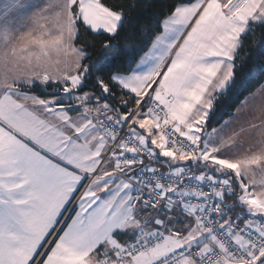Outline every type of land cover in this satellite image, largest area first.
Listing matches in <instances>:
<instances>
[{
	"label": "snow or ice",
	"instance_id": "snow-or-ice-1",
	"mask_svg": "<svg viewBox=\"0 0 264 264\" xmlns=\"http://www.w3.org/2000/svg\"><path fill=\"white\" fill-rule=\"evenodd\" d=\"M257 77L264 0H0V264H264Z\"/></svg>",
	"mask_w": 264,
	"mask_h": 264
},
{
	"label": "trees",
	"instance_id": "trees-1",
	"mask_svg": "<svg viewBox=\"0 0 264 264\" xmlns=\"http://www.w3.org/2000/svg\"><path fill=\"white\" fill-rule=\"evenodd\" d=\"M143 23H144V21L141 20V24H143ZM260 34H261V29H257V31H256V37H259ZM134 35H135V33H134ZM122 37H123V34H122ZM89 39H91V37H89ZM130 39H131V37H130ZM253 39H254V37H252V36L247 37V38L245 39V45H246V46H250V41L253 40ZM136 43H137V44L139 43V37H138V36H137V38H136ZM97 46H99V45H97ZM122 46H123V45H122ZM145 50H146V49H145ZM243 54H244V53L242 52L241 55H243ZM86 62H88V61H86ZM257 81L260 82V83H263V82H264V77H257ZM257 86H258V83H257V82H253V84L249 87V90L246 91V92L243 94V96H241V97L239 98V100H236L234 103L231 102V101L229 102L228 106L225 107L224 112H223L222 114H220V106H218V107H217L218 119H213V120L210 122V125H212V126H213V125H214V126H218L219 123H222L226 118L229 117V115H231V114L235 111L236 107L239 105L240 101L243 100L244 96L249 95V92H251L252 90H254V88L257 87ZM210 125H209V126H210Z\"/></svg>",
	"mask_w": 264,
	"mask_h": 264
},
{
	"label": "rangeland",
	"instance_id": "rangeland-1",
	"mask_svg": "<svg viewBox=\"0 0 264 264\" xmlns=\"http://www.w3.org/2000/svg\"><path fill=\"white\" fill-rule=\"evenodd\" d=\"M263 83H264V82H263ZM237 107H238V106H237ZM237 107H236V108H237ZM235 112H236V109H235V111H234L232 114H235ZM227 119H229V117H228V118H226L225 120H227ZM209 127H210V128H211V127H214V125H213V126H212V125H210ZM215 127H218V126H215ZM260 178H261V177H260V175H259V174H257V176H256V179H257V180H259Z\"/></svg>",
	"mask_w": 264,
	"mask_h": 264
}]
</instances>
